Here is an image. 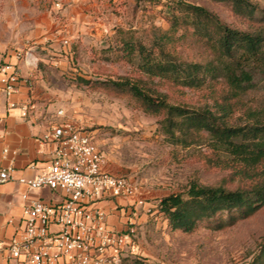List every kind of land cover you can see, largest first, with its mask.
<instances>
[{"label":"rangeland","instance_id":"374dc122","mask_svg":"<svg viewBox=\"0 0 264 264\" xmlns=\"http://www.w3.org/2000/svg\"><path fill=\"white\" fill-rule=\"evenodd\" d=\"M102 1L99 13L83 10L88 19L79 23L77 30H57L56 26L67 25L62 12L68 4L0 0V65L6 60L17 64L25 58L34 60L27 67L28 74L47 106L53 112L61 110L64 122L95 131L105 169L127 178L136 198L143 200L136 217L123 227L133 230L135 250L125 253L129 259L121 264H248L264 240V206L231 226L215 228L219 221L226 222L227 214H223L201 222L190 233L172 231L155 207L170 194H185L192 182L226 190L247 187L249 182L215 163L205 137L202 144L189 148L169 144L159 129L160 118L143 113L136 99L112 89L107 82L121 78L138 81L164 94L168 102L190 107L211 106L227 88L218 83L191 90L166 80L148 79L123 58V41L152 46L160 35L171 34L167 18L175 0ZM183 1L205 8L231 29L245 31L255 25L234 15L229 4ZM250 1L264 7V0ZM55 3L61 5L59 11ZM190 34V29L180 30L168 48L181 60L203 62L208 53ZM246 109H264V87L240 99L232 122L242 123Z\"/></svg>","mask_w":264,"mask_h":264},{"label":"trees","instance_id":"16d2710c","mask_svg":"<svg viewBox=\"0 0 264 264\" xmlns=\"http://www.w3.org/2000/svg\"><path fill=\"white\" fill-rule=\"evenodd\" d=\"M140 1L157 0H135ZM213 1L229 4L234 15L255 25L245 31L231 29L205 8L175 0L167 18L170 35H160L152 46L125 40L121 52L148 79L166 80L191 90L224 85L227 90L220 102L202 107L172 104L164 94L141 82L128 78L107 82L112 89L136 99L143 113L159 117V129L169 144L189 148L202 144L205 137L215 163L249 182L235 190L192 182L185 194L160 199L155 210L172 231L190 233L201 222L227 214L226 222L215 225L222 229L264 206V109H246L242 123L232 122L240 99L264 87V7L250 0ZM187 29L208 53L203 62L181 60L168 48L172 36ZM127 259H121L120 264ZM248 264H264V240Z\"/></svg>","mask_w":264,"mask_h":264},{"label":"built area","instance_id":"2783aa9c","mask_svg":"<svg viewBox=\"0 0 264 264\" xmlns=\"http://www.w3.org/2000/svg\"><path fill=\"white\" fill-rule=\"evenodd\" d=\"M54 8L59 11L61 5L55 3ZM33 61L25 58L24 63L29 68ZM20 82L31 89L30 75L21 77L17 62L0 65V98L6 110L17 107L12 98ZM34 109L31 101L22 104L21 117L27 118ZM55 115L64 116L61 110ZM96 136L95 131L68 122L51 124L39 139L49 146L40 173L15 180L11 167L0 169V184L15 181L24 189L25 202L18 231L0 248L4 264H120L129 258L125 253H133V230L111 229L97 203L106 196L134 198V206L141 207L143 200L136 198L127 178L105 170ZM43 190L49 192L48 200L28 198L30 192Z\"/></svg>","mask_w":264,"mask_h":264},{"label":"crops","instance_id":"0c3cea01","mask_svg":"<svg viewBox=\"0 0 264 264\" xmlns=\"http://www.w3.org/2000/svg\"><path fill=\"white\" fill-rule=\"evenodd\" d=\"M57 1L62 6L68 4L65 11L63 10L62 12L63 17L66 18L67 25L63 27L56 26L55 29L57 30L58 28L60 30H77L78 24L88 19L82 13L83 10L91 9L92 13H99L100 8L103 7L99 6L103 2L102 0ZM46 20L47 25L51 26V19L47 18ZM81 30L89 29L82 27ZM94 30L97 29L94 28ZM47 31L48 29L39 30L38 32L43 33ZM4 62H7V60ZM17 66L20 76L26 77L29 70L24 62L21 61ZM31 84L30 90L25 84L21 82L18 84V92L12 98L17 106L16 108L6 110L0 98V169L11 167L15 180L21 177L31 178L42 171L47 161L46 153L49 150V146L40 144L39 139L51 124L63 122L65 119V116L57 117L55 111L53 112L47 106L37 83L35 84L31 81ZM27 101L34 103L35 109L29 112L27 118H22L20 106ZM4 150H8L9 153L4 154ZM38 151L41 152L40 155H38ZM11 152H16V155H12ZM32 164L33 168H31ZM23 192L24 189L15 181L0 184V248L19 229L21 212L25 204L21 199ZM49 197L50 194L46 190L30 192L28 194L29 199L42 198L43 200H48ZM133 199L110 198L106 196L98 201L97 206L106 212V221L111 229L116 231L122 230L127 221L132 222L134 217H136L140 207L134 206ZM4 263V257L0 252V264Z\"/></svg>","mask_w":264,"mask_h":264}]
</instances>
